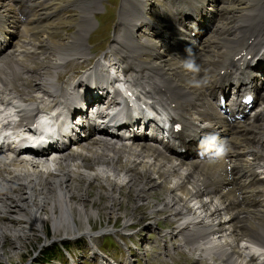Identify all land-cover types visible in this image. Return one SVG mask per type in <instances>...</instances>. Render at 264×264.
<instances>
[{"label": "bare ground", "instance_id": "bare-ground-1", "mask_svg": "<svg viewBox=\"0 0 264 264\" xmlns=\"http://www.w3.org/2000/svg\"><path fill=\"white\" fill-rule=\"evenodd\" d=\"M75 1L0 0V127L24 135L46 127L40 115L57 112V138L68 142L55 159L34 154L37 161H31L27 152L0 156V219L7 220L0 223V243L9 236L16 249L31 240V231L47 242V223L53 231L50 242L79 235L92 241L89 217L104 210L106 225L112 216L116 224L125 201L120 190L133 195L123 228L144 221L134 222V211L149 203V192L163 190L167 197L156 199L152 212L168 213L165 219L177 225L175 232H160L162 241L179 238L178 246L189 248L195 264H264V176L259 165L264 162V57L261 71L252 69L247 57L264 41V0H124L119 17L123 31L106 50L113 63L98 59L73 84L71 74L66 79L70 62H85L91 54L86 43L93 11L102 0ZM69 8L77 11L68 18L76 30L57 39L53 18ZM196 21L204 36L190 34L188 26ZM235 21L239 26L231 27ZM142 24L145 30L137 29ZM49 56L59 62L45 61ZM107 65H115V71H103ZM227 69L250 75L257 101L237 121L220 115L211 102L213 80ZM107 87L103 106L115 110L123 102L116 121H126L122 133L135 138L129 143L105 131L110 111L92 107L87 119H73L77 102L100 100ZM10 112L16 113L14 118ZM156 118L179 124V142L203 147L202 159L179 160L170 144L151 142L139 125L146 119L156 126ZM47 119L55 120L51 115ZM72 120L81 135L72 136ZM84 120L94 128L90 135ZM95 187L90 199L89 189ZM79 217L87 227L75 235ZM144 224L151 230L156 223ZM112 228L101 232L114 233ZM0 260L7 261L2 252Z\"/></svg>", "mask_w": 264, "mask_h": 264}, {"label": "rangeland", "instance_id": "rangeland-1", "mask_svg": "<svg viewBox=\"0 0 264 264\" xmlns=\"http://www.w3.org/2000/svg\"><path fill=\"white\" fill-rule=\"evenodd\" d=\"M74 3L79 4L80 2L76 0ZM122 3H124V0H102L97 5L98 10L93 11V27L89 32V37L86 43L91 54L85 62L83 59H75L70 62L71 66L66 79L72 75L75 78L73 84L76 83V81L88 69L94 66L98 59L103 62L102 60L104 57L106 58L107 63H113L109 54H106V50L111 44L115 34L117 35L119 31H123L119 21ZM78 6L80 7L81 5ZM206 7L208 6L206 5ZM76 14L77 11L75 8H69L63 10L58 16L53 18L56 22L55 31L58 33L56 35L57 39H64L67 35L72 34L76 30V26L73 25V22H69L70 19H68ZM59 18L64 19L63 23L59 22ZM235 22L232 25L230 24L231 27L234 26L235 28L237 25L239 26V23ZM137 29L145 30L143 24ZM203 33L204 32H202V34ZM205 34L206 33H204L203 36ZM263 48L264 41L257 46L255 45L252 56ZM39 59H44V56H40ZM45 61H49L51 64L59 62L58 57L56 56H49ZM114 66L112 67L109 65L108 67L107 65L103 71L107 69L108 71L110 70L114 72ZM258 69H261V66L257 68V70ZM79 90L81 95L83 87ZM92 169H94V167H92ZM88 173H92V171H88ZM89 191L90 199L94 198V195L97 192L96 187L89 189ZM162 191L153 190L151 193L149 192V203L145 206H139L134 211V222L140 217L144 221H139L134 225L123 228V221L127 219L131 209L130 205L133 204V201H131L133 195L130 190H120L125 201L124 204L120 205L121 211L118 213V221L116 224L115 216H112V218H110L109 226L106 225L108 219L104 214V210L100 211V214L98 213L97 216L89 217V227L94 238L92 241L79 235L87 227L84 220H81V217L75 222V226L72 229V232L75 233V235L80 236L76 237L74 240L69 239L61 240L59 242H50L53 234L50 223H47L44 228V233L48 239L47 242H44V237L40 236L38 232L35 233V231H31L29 233L31 240L20 243L15 249V246L12 245L9 240V236H7L6 241L0 243V252H2L3 256L7 257V261L0 260V264H41L40 262L43 261L44 264H57L58 262L53 260L48 262L50 260H45L42 256L46 258L47 256H54L61 259L62 262H68V264H109V257L114 258L118 264H125L126 260H129L131 264H195L192 260L193 255L188 252L189 248H180V246H178L181 242L179 238L174 237L165 243L166 239L165 241H162L164 238L160 239L159 237V235H161L160 232L164 230L175 232V227L177 225L165 219V217L168 216V213L152 212L154 209L153 204L157 202L156 199L161 202V199L167 197V194ZM88 204L89 203H87V207L89 208ZM96 205L99 206V202L94 204V206ZM74 219L77 220L76 215H74ZM6 221L5 218L0 219L2 225L6 224ZM145 222H155L156 224L153 229L150 230L144 228ZM112 226L114 227L112 228L114 233L101 232L103 229H109ZM93 241H96V243L94 244ZM87 242H91V244ZM165 246H168L169 248L168 253H163V249H166ZM45 254L48 255L45 256ZM200 263L206 264L205 261H200Z\"/></svg>", "mask_w": 264, "mask_h": 264}]
</instances>
